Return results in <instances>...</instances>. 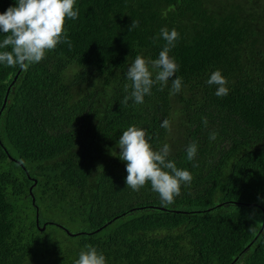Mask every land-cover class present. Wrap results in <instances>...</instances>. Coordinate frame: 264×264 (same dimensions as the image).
I'll return each mask as SVG.
<instances>
[{
  "label": "trees",
  "instance_id": "1",
  "mask_svg": "<svg viewBox=\"0 0 264 264\" xmlns=\"http://www.w3.org/2000/svg\"><path fill=\"white\" fill-rule=\"evenodd\" d=\"M15 4L0 0V14ZM77 9L64 24L71 47L27 69L0 64V264H74L86 245L106 264H264V0H76ZM164 27L179 33L169 55L181 92L156 83L142 104L122 103L129 66L158 58ZM216 70L223 98L205 83ZM129 126L153 150L169 144L192 175L172 204L150 182L127 188L116 145Z\"/></svg>",
  "mask_w": 264,
  "mask_h": 264
},
{
  "label": "clouds",
  "instance_id": "2",
  "mask_svg": "<svg viewBox=\"0 0 264 264\" xmlns=\"http://www.w3.org/2000/svg\"><path fill=\"white\" fill-rule=\"evenodd\" d=\"M75 2L76 0H16L15 6H10L0 14V33L5 35L0 49L11 48V51L0 52V64L27 69L30 65L41 62L46 51L54 50L58 44L67 43L71 47V42L64 33V24L66 19L78 18V9L74 10ZM138 27L139 21L132 20L128 31ZM159 35L166 43L158 58L152 60L136 55L129 66L125 75L130 84L126 83L124 88L125 91L131 88V92L124 97L122 103L127 104L129 99H133L136 104H142L144 97L151 94L156 83L161 85V90L170 83V95L181 92L183 80L176 76L179 65L169 55L179 39V33L174 28L169 30L164 27L160 29ZM205 83L216 87L215 95L218 98L229 94L228 81L220 70L212 72ZM203 123L207 127L206 119ZM161 127L170 131V121L165 119ZM216 135L215 131L211 132L209 139L215 140ZM150 139L145 130L136 126H129L122 132L116 147L119 149L118 158L126 163L128 175L125 184L127 188L139 191L150 182L152 191L158 194L161 202L170 205L174 202V197L181 194V186L190 185L193 177L188 170L178 168L169 159V144L165 143L158 150H153ZM196 154V143L186 146L188 161L194 160ZM111 155L117 156L115 150ZM248 218L251 219L252 216ZM254 230L255 226L249 228L250 232ZM74 264H106V257L96 248L86 245Z\"/></svg>",
  "mask_w": 264,
  "mask_h": 264
},
{
  "label": "water",
  "instance_id": "3",
  "mask_svg": "<svg viewBox=\"0 0 264 264\" xmlns=\"http://www.w3.org/2000/svg\"><path fill=\"white\" fill-rule=\"evenodd\" d=\"M41 229V228H40Z\"/></svg>",
  "mask_w": 264,
  "mask_h": 264
}]
</instances>
